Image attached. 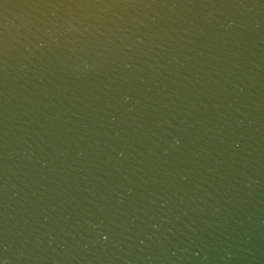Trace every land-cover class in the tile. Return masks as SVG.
<instances>
[{"label":"water","instance_id":"1","mask_svg":"<svg viewBox=\"0 0 264 264\" xmlns=\"http://www.w3.org/2000/svg\"><path fill=\"white\" fill-rule=\"evenodd\" d=\"M3 264H264V0H4Z\"/></svg>","mask_w":264,"mask_h":264},{"label":"snow or ice","instance_id":"2","mask_svg":"<svg viewBox=\"0 0 264 264\" xmlns=\"http://www.w3.org/2000/svg\"><path fill=\"white\" fill-rule=\"evenodd\" d=\"M4 3V0H0V5H2ZM0 264H2V262H0Z\"/></svg>","mask_w":264,"mask_h":264},{"label":"clouds","instance_id":"3","mask_svg":"<svg viewBox=\"0 0 264 264\" xmlns=\"http://www.w3.org/2000/svg\"><path fill=\"white\" fill-rule=\"evenodd\" d=\"M0 262H2V261H0ZM2 264H3V262H2Z\"/></svg>","mask_w":264,"mask_h":264}]
</instances>
